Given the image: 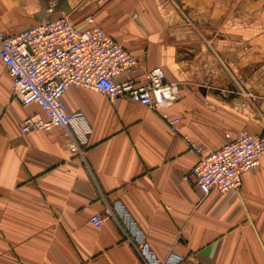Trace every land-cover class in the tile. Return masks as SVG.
I'll return each mask as SVG.
<instances>
[{"label": "crops", "instance_id": "0c3cea01", "mask_svg": "<svg viewBox=\"0 0 264 264\" xmlns=\"http://www.w3.org/2000/svg\"><path fill=\"white\" fill-rule=\"evenodd\" d=\"M65 16L95 26L137 61L119 80L141 83L161 68L177 99L153 110L70 88L68 112L84 114V161L60 128L21 134L46 117L22 106L0 61V264H143L107 217L120 204L159 260L177 264H264V156L238 193L220 195L181 180L240 130L264 136V0H0V33ZM180 120L174 134L160 118ZM105 217L96 229L90 218Z\"/></svg>", "mask_w": 264, "mask_h": 264}, {"label": "built area", "instance_id": "2783aa9c", "mask_svg": "<svg viewBox=\"0 0 264 264\" xmlns=\"http://www.w3.org/2000/svg\"><path fill=\"white\" fill-rule=\"evenodd\" d=\"M87 28L71 24L67 17L39 20L27 29L10 36L0 33V61L12 78V95L22 106L36 104L46 117H28L19 131L27 134L60 128L70 152L84 161L80 133L91 132L81 112H68L63 100L70 88L102 94L110 104L119 99L153 110L164 108L177 99L179 85L167 83L161 68H153L140 84L134 79L119 80L137 67L136 59L95 26L90 18ZM172 133L179 132L180 120L160 114ZM186 151L198 157L197 163L181 180L198 188L203 195L238 193L242 176L257 170L264 156V136L240 130L235 139L220 149L203 155L192 138L183 137ZM116 215L106 206L107 217L120 227L126 241L143 264H177L181 258L159 260L149 249L144 235L128 212L116 204ZM105 217L95 214L90 223L101 228Z\"/></svg>", "mask_w": 264, "mask_h": 264}]
</instances>
